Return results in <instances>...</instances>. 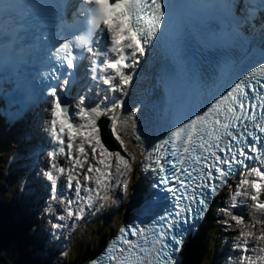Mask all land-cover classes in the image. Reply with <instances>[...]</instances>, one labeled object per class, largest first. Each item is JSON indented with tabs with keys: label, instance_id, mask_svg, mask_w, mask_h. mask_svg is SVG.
I'll return each instance as SVG.
<instances>
[{
	"label": "snow or ice",
	"instance_id": "snow-or-ice-1",
	"mask_svg": "<svg viewBox=\"0 0 264 264\" xmlns=\"http://www.w3.org/2000/svg\"><path fill=\"white\" fill-rule=\"evenodd\" d=\"M84 4L89 7L81 12L86 24L83 34L75 40L65 37L49 56L57 67L72 70L77 60L74 50H86L92 57L91 79L108 86L109 92L122 94L134 78L127 70L138 68L148 46L164 30L166 6L163 0H84ZM236 6L235 0L229 5L234 18ZM248 17L249 21L238 27L255 24L252 11ZM3 19L13 18L9 15ZM96 33L107 37L104 49L93 47L91 38ZM53 79L59 77L53 74ZM68 82L67 78L61 81L63 85ZM47 95L51 97L50 134L57 146L47 151V165L40 175L48 182L50 202L58 199L54 193L61 178H65L69 198H59L66 209L58 210L48 203L45 213L64 222L66 217L81 218L87 207L104 199L102 192L126 183L122 178L133 171L136 157L129 153L118 122L130 124L129 142L141 145L142 138L136 134L137 113H124V101L119 97L108 105L104 96L92 106L87 96L81 95L70 106L62 101L55 86ZM102 117L110 121L112 137L122 151L110 150L102 139ZM141 154L142 166L155 171V187L168 193L170 206L148 221L121 229L104 256L91 264H176L184 244L179 226L189 216L205 213L209 196L214 197L237 171L240 179L234 194L221 210L225 230L242 229L234 238V250L240 255L230 257L228 264H264V168L248 164L253 161L264 166V62L179 120L150 147H143ZM253 175L256 179L251 178ZM239 197L252 202L249 207L253 213L247 220L232 212ZM74 205H81L78 212ZM65 226L52 223L53 229ZM257 250L261 255L254 258L249 254Z\"/></svg>",
	"mask_w": 264,
	"mask_h": 264
},
{
	"label": "trees",
	"instance_id": "trees-1",
	"mask_svg": "<svg viewBox=\"0 0 264 264\" xmlns=\"http://www.w3.org/2000/svg\"><path fill=\"white\" fill-rule=\"evenodd\" d=\"M15 151L16 149L11 145H0V264H41L40 259H38L41 254L37 255V245L34 242L30 227V224L35 220L33 208L30 207L31 201L25 200L26 206L22 214L15 213V208L18 205L17 196L22 194L17 190L20 187L19 183L16 180L11 182L8 179V173H11L8 171L9 165L13 164V160L16 158L13 156ZM6 178L10 180V183L6 184ZM100 221L99 218H95L86 227L85 233L97 228ZM225 231L224 226L217 225L216 220L210 218L204 230L200 232L205 243L199 251V259L192 264H212L211 259L213 260V254L220 246V239L225 238ZM105 235L106 227L98 230L96 236L98 244ZM50 251V254L54 255L55 247H52ZM67 256L69 255L67 254Z\"/></svg>",
	"mask_w": 264,
	"mask_h": 264
},
{
	"label": "rangeland",
	"instance_id": "rangeland-1",
	"mask_svg": "<svg viewBox=\"0 0 264 264\" xmlns=\"http://www.w3.org/2000/svg\"><path fill=\"white\" fill-rule=\"evenodd\" d=\"M130 174L127 176V178L130 177ZM239 179L240 177H238V180ZM63 180H65V178H63ZM125 185L127 186V182L125 183ZM62 186H64V184ZM227 187H232V185L228 184ZM129 190L130 189L127 190L126 199L124 200H122V198H118V199L116 198L115 200L107 204L105 197H104V200L98 201L97 199L92 204L91 207H87L85 209L81 218L76 219L75 217L73 218L66 217V220L64 222H59V221L55 222V223L65 224L66 226L63 227L64 229L63 228L53 229L51 227L48 228L47 226L42 228L43 225H41V223L37 225L38 227L35 230V232H37L36 237L37 235L42 237V240L40 241V245L44 249H47L49 245H51L53 241L56 239L55 237L49 234L51 231H53L54 235H57L62 239V243L57 246L58 252H57L56 257L53 259V261L52 260L50 261L49 259L44 258V259H40L41 264H79V262L82 259H85L91 251L96 249L95 248L97 244L96 236L98 233L97 228L107 227L108 228L107 236H108L110 229L113 230L118 225L119 219L123 216L122 213H123V210L125 209V205H126L125 202L128 201V197L131 193V191ZM225 190H226V187L217 196L218 202L212 205V207H215L214 208L215 214H214V211L211 210L213 216L219 221V223H222L223 220L225 219V216L221 213L222 208H225V206H228L229 201H230V196L231 194H234V190L230 194L225 192ZM65 194L66 195L63 198L66 200L67 198H69V193L67 192V190ZM92 195L95 196V193H92ZM72 197L74 198V193L72 194ZM246 202L248 203L249 200H246L244 197L237 198V206L233 208L234 209L233 213L239 215L238 213L239 212L241 213L243 210L239 211L238 209L240 207L243 208V206L247 204ZM222 205L223 206L225 205V206L223 207ZM66 207H67L66 203L60 204L59 200L57 201V204L55 206V208L58 210L66 209ZM80 207L81 205H74V211L78 212L80 210ZM100 207L105 209V212L101 214L102 221H100L97 228L91 230L90 234L84 233L83 230H84V227L86 226L85 224L88 218L95 215V213L98 211ZM36 208L38 211V215L40 216L42 214V210L39 206H36ZM101 209L99 210V212L101 211ZM65 215H66V212H65ZM236 229H237L236 231L230 230L229 235L227 237V245L231 246L233 249H234V245L232 246L231 242L233 240L235 241L234 238L237 235V231L242 230L241 226H236ZM55 230H58V231H55ZM255 230L258 232L259 226H257ZM68 249L70 251L69 253H67L69 254V256H67L66 254V250ZM224 258H225L224 255L221 256L220 261L224 260ZM30 264H33V263H30Z\"/></svg>",
	"mask_w": 264,
	"mask_h": 264
},
{
	"label": "bare ground",
	"instance_id": "bare-ground-1",
	"mask_svg": "<svg viewBox=\"0 0 264 264\" xmlns=\"http://www.w3.org/2000/svg\"><path fill=\"white\" fill-rule=\"evenodd\" d=\"M143 73L141 72L138 77L136 75L130 85L126 88L125 93L123 97H120L124 101V113H128L129 111H134L137 113L136 117V123L138 131L136 132L137 135H140L142 138V144L136 145L135 143L129 142L127 133L131 131L130 124H124L121 122L119 123V130L124 137V139L133 146L135 149V152H132L131 154L136 157V162L134 163L135 166L139 165V171L143 172V155L141 154L143 147H149L150 145V135L152 132V121H153V108L151 104V92H150V86L147 84L146 80L144 79ZM92 102L95 106L100 101H97L95 98L92 99ZM113 101L108 100L104 102L105 104L110 105ZM251 178L256 179V177L253 175ZM138 179V178H137ZM123 180V179H122ZM140 180L138 183H135L133 185H139ZM126 187L124 188V183H121L119 186H115V194L117 196H123L126 193ZM247 203V202H246ZM252 202L249 200L247 204L243 206V208H239L238 210H243L244 213H238L241 216H244L247 220L248 217L253 213V209L249 207V205ZM225 206V205H224ZM223 206V207H224ZM226 207V206H225ZM223 209V208H222ZM234 209H232V212ZM223 215L224 213L221 212ZM123 219V216L122 218Z\"/></svg>",
	"mask_w": 264,
	"mask_h": 264
},
{
	"label": "clouds",
	"instance_id": "clouds-1",
	"mask_svg": "<svg viewBox=\"0 0 264 264\" xmlns=\"http://www.w3.org/2000/svg\"><path fill=\"white\" fill-rule=\"evenodd\" d=\"M214 212H215V210H214ZM211 213H212V212H211ZM198 259H199V258H198ZM198 259H196V260H193V261H190L189 263H191V264H192V263H195V262H197V261H198ZM190 260H192V259H190ZM189 263H188V264H189Z\"/></svg>",
	"mask_w": 264,
	"mask_h": 264
}]
</instances>
